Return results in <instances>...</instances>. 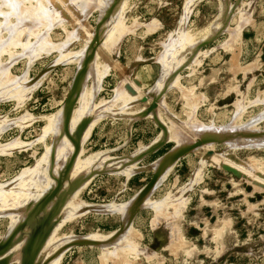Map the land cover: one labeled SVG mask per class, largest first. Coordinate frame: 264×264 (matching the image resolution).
Wrapping results in <instances>:
<instances>
[{
  "label": "rangeland",
  "instance_id": "rangeland-1",
  "mask_svg": "<svg viewBox=\"0 0 264 264\" xmlns=\"http://www.w3.org/2000/svg\"><path fill=\"white\" fill-rule=\"evenodd\" d=\"M36 1L38 7L33 0L30 8V2L22 5L32 11H49L54 5L40 29L33 26L29 34L28 26L17 25L18 13H11V23L17 21L13 29L21 28L17 34L22 36L11 33L14 41L0 34V39L12 40L8 49L0 46L5 48L0 50V74L5 71L0 78V243L13 233L12 242L0 253L3 259L29 235L27 223L23 228L14 223L26 201L45 187V166L52 165L54 175L63 162L51 152L58 137L52 128L45 132L46 118L66 105L78 70L73 60L92 41L104 14L98 0ZM19 2L18 7L23 1ZM126 5L121 16L105 18L110 26L96 47L98 66L81 86L85 88L80 93H88L84 105L77 96L71 108L82 113L77 116L89 117L77 148L82 150L78 160L84 162L83 170L98 169L103 164L99 161L108 157L109 162L118 160L123 172H89L93 174L85 182H75L68 190L74 181L67 182L74 154L61 178L65 186H59L68 190L64 203L81 190L70 203L71 208L75 203L76 212L68 208L49 249L45 241L61 216L59 207L47 212L44 224L49 223L43 224V235L31 246L38 247L33 264H264V0H129ZM3 6L1 11H6ZM41 31L46 40L38 34ZM35 35L52 46L47 49L43 40L38 45ZM176 35L193 42L205 39L186 54H177L185 62L177 69V59L163 63L170 47L167 40ZM59 44L64 50L57 51ZM32 47L40 50L34 48L35 54ZM152 98L158 108L147 115L144 109ZM63 123L64 118L62 127ZM61 135L69 142L63 129ZM197 139L203 140L198 150L183 152L172 162L164 160L171 149ZM28 170H34L37 181L20 193L18 184L11 189ZM153 173L156 181L144 188ZM32 211L34 230V215L40 219L44 212L36 206ZM20 252L4 264H18Z\"/></svg>",
  "mask_w": 264,
  "mask_h": 264
},
{
  "label": "bare ground",
  "instance_id": "bare-ground-1",
  "mask_svg": "<svg viewBox=\"0 0 264 264\" xmlns=\"http://www.w3.org/2000/svg\"><path fill=\"white\" fill-rule=\"evenodd\" d=\"M22 2L23 1V3H21V5H20V7L21 6H25V5H22V4H24V2H26V3H28V2H30L31 0H0V16H2L3 17V21L2 22H0V34L1 33H4V34H6L7 36H11V33H15V35L17 34V30L18 31H20L19 29H21V28H18L17 27V25H20L21 27H22V25H23V27H27L28 26V32H29V34H32L31 33V30L33 31V29H31L30 30V28H33V26H34V28H38V26H40V23H41V20L42 19H49V13H50V9H52L53 8V6H51L52 8H49V11H48V9H47V11H45L46 10V8H45V10L44 11H42V9L39 11H37V10H35V11H32V8H31V10L30 9H28V8H30L31 6H29V4H31V2L30 3H28V8H27V6H25L26 7V9H24L23 7H18V2ZM35 3H36V5H37V1L36 0H33ZM99 2H100V4L103 6H101L103 9H102V11H103V19L101 20V23L100 24H102V26L100 27V29H98L94 34H93V36H92V41L89 43V42H87L86 44H85V46H84V48L81 50V52L79 53V55L77 56V58H75L73 61L76 63V64H78L77 66V68H78V70L80 69V67L82 66V64H83V62H84V58L86 57V53L89 51V49H90V47H91V45L94 43L95 45H96V47L99 49L100 47L99 46H101L102 45V43H103V39H104V35L106 34V32H107V30H108V28H109V24H107V22H104V20H106L105 18L106 17H110V18H113L114 16H117V15H119V16H121V14H122V10H123V8H125L124 6L128 3V1L129 0H124V2H123V0H98ZM104 1V2H103ZM19 2V3H20ZM78 2V1H77ZM77 2H75L74 1V3L73 4H76ZM122 2H123V6L121 7L120 5L122 4ZM80 3H81V1H80ZM5 6V5H7V7L5 6V8L6 9H4V10H6V11H1V7L2 6ZM32 5V4H31ZM36 5H34L35 7H36ZM48 5V4H47ZM47 5H44V7L45 6H47ZM78 6H79V4H77ZM80 5H82V4H80ZM3 6V7H4ZM33 7V6H32ZM35 7H33V9L35 8ZM37 7H38V5H37ZM126 7H127V5H126ZM231 7V6H230ZM18 8H19V10H18ZM55 8V7H54ZM122 8V9H121ZM36 9V8H35ZM38 9V8H37ZM11 10V11H10ZM17 10H18V12H17ZM125 10V9H124ZM16 11V12H15ZM53 11H54V9H53ZM52 10H51V13L53 12ZM121 11V12H120ZM35 12V13H34ZM56 12V11H55ZM54 12V13H55ZM185 12V11H184ZM229 12H230V8L229 9H227V12H226V15H228L229 14ZM11 13H13V17L15 16L14 14L15 13H18L15 17V19H17V21H19L21 24H18L17 23V25H15V27H17L16 28V31H14L15 29H13L14 28V23H16L17 21L15 20V22L13 23V25H12V23H11V21H10V18H11V16L12 15H10ZM50 13V14H51ZM4 16H5V18H4ZM44 17V18H43ZM121 17H119V19H120ZM122 20V19H121ZM1 21V20H0ZM43 21V20H42ZM49 21V20H48ZM60 21V20H59ZM120 21V20H119ZM118 21V22H119ZM110 22V21H109ZM25 25V26H24ZM36 26V27H35ZM42 26V25H41ZM57 26V25H56ZM59 26V25H58ZM41 28V27H40ZM40 28H38V29H40ZM24 29V28H23ZM25 30V29H24ZM37 30V29H36ZM44 30V29H43ZM45 31V30H44ZM211 31V30H210ZM41 32H43V31H41ZM38 33V34H41V35H43L41 38H43L44 40H46L45 39V37H44V33L45 32H43V33ZM13 33V34H14ZM208 33V32H207ZM214 33V32H213ZM21 33H19V34H17L16 36H19V37H21L22 35H20ZM181 34V33H180ZM26 35V34H25ZM46 35V34H45ZM1 36H2V34H1ZM16 36H11L12 38V40H14L15 41V39H14V37H16ZM36 36V38H35V41H36V43H39L38 45H40V42L43 40V39H41V38H39V36L38 35H35ZM177 36V35H176ZM208 36H209V34L207 35V37H205V39H207L208 38ZM18 37V38H19ZM37 37H38V39H40V41L38 42V39H37ZM3 39H4V43H2L3 41V39H0V46H2L3 44L5 45H3L4 47H6V49H8V47H10V41H12V40H10L9 39V37H6V40H5V38H4V36L2 37ZM9 39V40H8ZM17 39V38H16ZM37 39V40H36ZM69 39V37L67 38V40ZM72 39V38H71ZM71 39H69L70 41H71ZM90 39V40H91ZM192 38L191 37H188L186 40L184 39V37H182V36H177V37H172V38H170L169 40H167V41H169V42H167L168 44H169V46L170 47H168L169 49L167 50V52L168 53H166L165 55H166V57H164V62L163 63H165V59H166V61L168 62V63H171V64H173V62H174V60H176L175 62H174V67H175V69H177L181 64H184V63H182V61L181 60H183V59H179V58H176L177 57V54H179V53H181V52H183L184 54H186L187 52H189V50H191L196 44H199V42H201L202 40H205L204 39V37H203V39H201L200 41L198 40L197 42L196 41H192L191 40ZM44 40L42 41V43L41 44H43L45 47L46 46H52V45H48L47 44V42H44ZM66 40V41H67ZM23 41V40H22ZM181 41V42H180ZM45 44H44V43ZM32 43V42H31ZM35 43V44H36ZM21 44V43H20ZM23 44H24V46H25V42H23ZM64 44H65V42H64ZM68 44H69V41H68ZM68 44H67V46H68ZM7 45H8V47H7ZM27 45H31L30 44V41H29V43L28 44H26V46ZM42 45V46H43ZM66 45V44H65ZM70 45V44H69ZM89 45V46H88ZM165 45V44H164ZM22 46V45H21ZM32 46H34V45H32ZM43 46V47H44ZM57 46H62L61 48H58L57 49V51L58 50H64L63 49V45L61 44H59V45H57ZM3 47V48H4ZM36 47H37V45H36ZM36 47H34V48H36ZM41 46H38V48H40ZM48 47H46L47 49H48ZM54 48L56 47V46H53ZM2 47H1V49L0 50H2L3 49ZM24 48V47H23ZM22 48V49H23ZM27 49L29 48L28 46L26 47ZM33 47L31 48L32 50L31 51H33L34 52V49ZM42 48V47H41ZM57 48V47H56ZM97 48L95 49V51H94V54H93V56H92V58H91V60H90V62L88 63V65H87V68H86V71H85V73L82 75V77L80 78V80H79V82H78V97H77V102H79V104L80 105H84V102L83 101H85V100H83V98H84V94H85V92L86 91H84V90H82V91H84V92H82V93H80L81 92V86L83 85V83H84V81H86L85 79H86V77H88L89 76V74L91 73L92 74V70L93 69H95V68H97V66H98V63H97V54H98V51H97ZM5 49V48H4ZM26 49V50H27ZM34 49V50H33ZM37 49V48H36ZM53 49V48H52ZM51 49V50H52ZM10 50V49H9ZM37 50H40V49H37ZM37 50H35V52L37 51ZM27 51H30V49L29 50H27ZM30 51V53L32 54V52ZM34 52V53H35ZM38 52V51H37ZM3 53V52H2ZM32 54L33 55V58L32 59H36L35 57H36V53L35 54ZM70 53V52H69ZM0 54H1V52H0ZM39 54V53H38ZM37 54V55H38ZM32 55H29V56H32ZM34 55H35V57H34ZM38 57V56H37ZM94 59H95V61H94ZM37 60V59H36ZM94 62V63H93ZM177 62V64H175ZM1 63V62H0ZM93 64V65H92ZM163 65V64H162ZM170 66V65H169ZM0 67H1V65H0ZM1 69V68H0ZM174 69V70H175ZM88 70V71H87ZM172 70V69H171ZM1 71V70H0ZM3 71V70H2ZM87 72V73H86ZM4 73V74H3ZM3 73L2 74H0V78H2V76L3 75H5V71H3ZM93 75H90L89 77H92ZM89 79V78H88ZM38 82V81H37ZM39 83H40V81H39ZM85 85H86V83H85ZM35 86H37V85H35ZM35 86H34V88H35ZM84 86V85H83ZM26 87L27 88H30V90L32 89V87H30V85H26ZM90 87V86H89ZM26 88V89H27ZM85 88V87H84ZM84 88H82V89H84ZM157 88V90H158V87H156ZM30 90H27L28 92L30 91ZM86 90V89H85ZM161 92V91H160ZM159 92V93H160ZM87 93V92H86ZM24 94H27L26 93V91H25V93ZM88 94V93H87ZM158 94V93H157ZM87 96V95H86ZM89 96V95H88ZM91 96H89V98H90ZM86 98H88V97H86ZM147 98H149V97H147ZM150 99V98H149ZM86 102H87V100H86ZM143 103L144 102H147V99H145L144 101H142ZM156 102H157V100H156ZM89 103V102H88ZM130 103V102H129ZM78 104V105H79ZM86 106H87V104H85ZM79 108V107H78ZM77 108V109H78ZM156 108H158V103H157V105H156ZM155 108V109H156ZM79 109H82V106L79 108ZM84 109H86V108H84ZM155 109H152L149 113H151L153 110H155ZM67 105H65V106H63L62 107V109L60 110H58L57 112H55V114H53L50 118H46V120L48 121V124H46L45 126V128H44V130H45V132L48 130V128H52V132L54 133V136H57L58 138H57V140L55 141V143L53 144V146H52V148H51V152H54L55 154H57L58 153V156H57V158L56 159H58V157H59V159H60V162H62L61 163V165L60 166H58L57 168H59V169H56L54 172H52V173H54V175H52V174H50V169H52L51 167H52V165H51V167H50V164H48L47 165V161H45V163H46V165L47 166H45V170H47V172H46V174H45V180H44V182H46V185L44 184L43 185V189H41L40 187V189H41V191H39V188H38V191H39V193H37V196H36V198H34L33 200L32 199H29L28 201H30L29 203L26 201V203L27 204H25V207H24V209H23V213L20 215V218L18 219V221H17V223L15 222L14 224H16V226L19 224V223H22V228H23V226H24V224H28V227H29V235H28V237H24V240H23V243H22V245L23 246H16V247H14L13 248V246H12V249H8L7 251V254H4L2 257H4L5 259H8L10 256H12L13 257V255H15L14 254V252L15 251H17V253H18V255H19V252H20V250L22 251V252H20V258H21V260H19V259H17L18 260V264H21V262H22V258H23V256H24V258H26L25 257V254H24V247H25V245L26 244H24L25 243V241L26 240H28V239H30L31 237H32V235L34 236V235H36L35 236V238L33 239L32 238V241H33V244H31V246H34L35 244V241L37 242L39 239V235L40 236H42L43 235V231H41V227L43 226V224H44V222H45V220H44V218H45V216H46V214H47V212H49L50 210H51V208H54V206L55 207H59L60 209H59V211H56L57 212V215L60 217V219L58 220V223L56 224V227L54 228V231L52 232V235H51V237H49V239L47 240V241H45L46 242V244H44V247L45 248H48L47 247V245L48 244H52L53 242L52 241H55V239L53 238L54 236H56L57 234H55L56 232H57V230H59V228L61 227V225H62V221H63V219L65 220V217L67 216L66 215V213L68 212V210L70 209L71 211L73 210L72 208H73V205L75 204H73L72 205V208L70 207L71 205H70V203L76 198V196H78V191H81V190H78V191H76L75 193H74V191H73V195L72 196H69L67 199H66V201H65V203H64V201H62V200H65V196H66V192L69 190V189H71L72 187H73V185L75 184V182H81V184L83 183V182H85V179L87 178V177H89L90 176V174L92 175L93 173H90V174H88L89 172H98V171H105V170H107V171H109V169H112L113 168V170H112V173H122L123 172V168L122 169H120L119 170V165H118V160L115 162V160L114 161H112V162H109V160L111 159V158H108V157H105V158H102L99 162L101 163H103L102 164V166H100L98 169H91V170H89V171H87V172H85V170H83V169H85L84 167V165H83V163H81V161H79L78 159H79V156L81 155V153H82V150H80V153H79V149H78V151L76 152V155H75V160H74V162H72V164L70 165L71 166V169H70V171H69V176H67V182H70V181H73L72 182V184H69L68 186H67V188H68V190L67 191H65V190H62V188H61V186H59V188L57 189V191L54 193V195H52V196H50V195H48L47 196V198H46V201H42V197H43V195H45L50 189H52L55 185H56V180H57V178L60 176V174H59V171L60 170H62V169H65V166L67 165V163H68V161L71 159V157H72V154H73V152H74V143L69 139V142L65 139L66 137H64L63 135H61V131H62V129L64 130V123H63V127H62V118H64L65 119V116H66V113H67ZM87 110V109H86ZM77 111V110H76ZM80 111V110H79ZM83 111V110H82ZM75 110H74V108L70 111V119H69V123L67 124V127H66V132L68 133V134H70V136H72L73 138H74V130L78 127V125L80 124V123H82L83 121H86V122H89V121H87L86 119H89V117H87V116H85V115H82V116H77V113H79V114H82L81 112H77L76 113V115H75ZM149 113L147 114V115H149ZM111 114V113H110ZM159 115V114H158ZM63 116V117H62ZM159 117V120H161V118H160V115L158 116ZM27 118V117H26ZM19 121V120H18ZM161 122H163L162 120H161ZM91 125H93V124H91ZM245 128V127H244ZM69 129H70V132H69ZM90 129L91 128H89L88 127V129H86L83 133V137H82V142H81V144L83 143V141L86 139V137L88 136V134H89V131H90ZM206 129H208V128H205V130ZM50 130V129H49ZM43 131V130H42ZM51 132V131H50ZM45 134V133H44ZM46 135V134H45ZM56 138V137H55ZM260 138V137H259ZM252 139H254V138H252ZM258 139V138H257ZM70 143V144H69ZM232 144V143H231ZM249 144V143H248ZM202 145V143L200 144V145H198V146H196L195 148H193V150H198V148L200 147ZM264 145V144H263ZM247 146V145H246ZM248 146H250V145H248ZM80 147V146H79ZM236 147V146H235ZM255 147V146H254ZM262 147V146H261ZM251 148H253L252 146H251ZM257 148H259V146L257 147ZM48 149V148H47ZM56 150V151H55ZM191 151V150H190ZM50 151L48 150V153H49ZM50 152V156H52V154L53 153H51ZM47 153V155H49ZM78 153H79V155H78ZM46 155V154H45ZM61 155H62V157H61ZM77 155H78V157H77ZM182 155V154H181ZM50 156H49V158H50ZM55 156V155H54ZM54 156H53V159H54ZM97 156V155H96ZM99 156V155H98ZM97 156V157H98ZM47 157V160H48V156H46ZM101 157V156H100ZM77 158V159H76ZM90 158V157H89ZM93 158V157H92ZM55 159V160H56ZM95 159H97V158H94L93 160L95 161ZM89 160V159H88ZM38 161H40V160H38ZM51 161V160H50ZM49 161V162H50ZM56 161H58V160H56ZM73 161V160H72ZM76 161V162H75ZM43 162V161H42ZM54 162V161H53ZM88 162V161H87ZM90 162V161H89ZM113 162H115V163H113ZM55 163V162H54ZM54 163H52L53 164V166H54V168H55V166H57V162H56V165H54ZM58 163H59V161H58ZM97 163V162H96ZM89 164V163H88ZM87 165V164H86ZM105 165H107V167L105 168ZM118 165V166H117ZM122 165V164H121ZM43 166V165H42ZM74 166V167H73ZM162 167V166H161ZM53 168V169H54ZM87 168H89V167H87ZM86 168V169H87ZM92 168V167H91ZM156 168H157V166H156ZM154 169V170H157V169ZM69 169V164H68V167H67V169H65L64 170V173L67 171ZM129 169V168H128ZM134 169V172H135V170H137V167H132V170ZM131 170V171H132ZM162 170V169H161ZM37 171V170H36ZM40 171V170H39ZM42 171V170H41ZM29 172V175H27L26 176V174ZM34 172V170L33 171H31V170H28V171H26L25 172V174H23L22 176H21V178H20V180L18 181V183H15V184H13L12 185V188L11 187H9V188H11V189H13L14 187H15V185H17L18 184V193H20V192H23V190H24V187L25 186H28V184L30 185V183L32 182V180H34L35 182L37 181V180H35V179H38V178H35V179H33V175H32V173ZM84 172V173H83ZM110 172V171H109ZM45 173V172H44ZM33 174H35V173H33ZM59 174V175H58ZM85 174H88V175H86V176H84ZM159 174V173H158ZM25 175V176H24ZM39 175V174H38ZM64 176V175H63ZM82 176V177H81ZM161 175H159V177H160ZM35 177H37V176H35ZM78 177H80V178H78ZM84 177V178H83ZM40 178H41V176H40ZM40 178H39V180H40ZM77 178V179H76ZM83 178V180H81ZM156 178H157V176H156ZM42 179V178H41ZM76 179V180H75ZM64 180H66V179H64ZM63 180V181H64ZM41 181V180H40ZM40 181H38V182H40ZM66 182V183H67ZM65 183V184H66ZM33 184H35V185H37V183H33ZM39 184V183H38ZM153 184V183H152ZM157 184H159V182L157 183ZM35 185H34V187H35ZM60 185H62V184H60ZM84 185H86V183H84ZM31 186H33V185H31ZM62 186H65V185H62ZM77 186H79V184L78 185H76L74 188H76ZM42 187V186H41ZM9 188H8V190H9ZM60 188H61V190H60ZM66 188V189H67ZM73 188V189H74ZM83 188V187H82ZM10 189V190H11ZM72 189V190H73ZM9 190V191H10ZM60 190V191H59ZM65 191V192H64ZM71 191V190H70ZM69 191V192H70ZM25 192H26V190H25ZM68 193V192H67ZM11 194H12V191H11ZM24 194V193H23ZM23 194H22V196H23ZM70 194V193H69ZM149 195V194H148ZM21 196V195H20ZM15 198H16V196H14ZM30 198H33V197H30ZM17 199V198H16ZM32 200V201H31ZM61 200V201H60ZM17 201H19V200H17ZM55 201V202H54ZM60 201V202H59ZM62 202V203H61ZM132 203V202H131ZM147 203V202H146ZM61 204V205H60ZM66 204V205H65ZM19 205V204H18ZM28 205H30L27 209H26V207L28 206ZM64 205H65V207H64ZM24 206V205H23ZM36 206V209H38L40 212H44V214L41 216V218L40 219H38V217L39 216H37V214H35L34 216H35V219H36V222H37V225L35 226L36 228L33 230V227H34V224H33V221H31V217H32V213H33V208ZM149 206H151V205H149ZM70 207V208H69ZM117 207V206H116ZM69 208V209H68ZM18 209V208H17ZM95 209V208H94ZM54 210H55V208H54ZM70 211V212H71ZM91 211H93L92 210V208H91ZM27 212V213H26ZM55 212V213H56ZM59 212H61V213H59ZM72 212H76V211H72ZM81 213V212H80ZM71 214V213H70ZM82 214V213H81ZM23 215H25V218H23ZM57 215H55V216H57ZM55 216H53V218H51V219H53L54 220V218H55ZM73 216V215H72ZM71 216V217H72ZM70 217V218H71ZM124 217V216H123ZM12 218V217H11ZM125 218V217H124ZM51 219H49V221H51ZM67 219V218H66ZM23 220V221H22ZM52 220V221H53ZM22 221V222H21ZM34 222H35V220H34ZM49 222H46V224H48ZM13 224V226H15ZM46 224H44V225H46ZM15 226V227H16ZM18 231H21V230H18ZM41 231V232H40ZM25 234V233H24ZM23 234V236H25ZM55 234V235H54ZM120 237V236H119ZM72 238V237H71ZM57 239V238H56ZM86 239V238H85ZM118 239V238H117ZM116 239V240H117ZM121 240V239H120ZM120 240L118 239L116 242H120ZM68 241V240H67ZM52 242V243H51ZM69 243H70V241H68ZM114 243V242H113ZM54 244V243H53ZM52 244V245H53ZM42 248L43 250L41 251V252H39L40 254H42V252L43 251H45V248ZM49 248H51V246L49 247ZM48 248V249H49ZM67 249V248H66ZM18 250H19V252H18ZM38 253V256L40 255ZM49 253V252H48ZM24 254V255H23ZM30 254H32V251L30 252ZM47 254V253H46ZM17 255V256H18ZM38 256L36 257V258H38ZM45 256V255H44ZM58 256V255H57ZM56 258H58V257H56ZM0 259H1V257H0ZM3 259V258H2ZM54 259V258H53ZM55 260V259H54ZM9 261V260H8ZM12 261V260H11ZM13 262H15V261H13ZM49 262V261H48Z\"/></svg>",
  "mask_w": 264,
  "mask_h": 264
},
{
  "label": "water",
  "instance_id": "water-1",
  "mask_svg": "<svg viewBox=\"0 0 264 264\" xmlns=\"http://www.w3.org/2000/svg\"><path fill=\"white\" fill-rule=\"evenodd\" d=\"M97 27H98V23L96 24L95 28H97ZM95 48H96V45L93 43L91 45L89 51L86 53V57L84 58V62L82 64V66L80 67L79 70L75 71L74 76L72 78L71 85H70L69 94H68L67 100L65 102V104L67 105V110H66L67 113H66V116L64 119V132H65L66 136L68 137V139H70L74 143V152L72 154L71 159L68 161L65 169H67L68 164H70L72 162V160L74 158V154H76V151L78 148V140L80 138V133H81L82 129L84 128V126L86 125V121H83L81 124H79L75 130V134H74V138H73L72 136H70V134H68L66 132V127H67V123H68V116L70 114L72 104H73L74 100L76 99V97L78 96V82H79L80 78L82 77V75L85 73L87 65L90 62V60L94 54ZM144 100H145V97H143L141 99V101H144ZM156 105H157L156 98H152L150 100V103L147 105V107H145L144 112L146 114H148L152 109L156 108ZM157 124L161 127L162 131L165 133L164 126L159 121H157ZM201 143H203V140L197 139V140L191 142L187 146L173 148V149H171V151L168 153V155L166 156V158L164 160H170V162H172L175 158H177L183 152L190 151L193 148H195L196 146L200 145ZM63 175H64V170L62 173H60V176L57 178L56 185L52 189H50L41 198L42 201H46V198L48 195H50V196L54 195V193L59 188L61 178L63 177ZM155 181H156V175L153 173L151 178L149 179V181L144 185V188H149L150 186H152V183ZM12 235H13V233H10L0 243V253L4 252L5 249L8 248L9 243L12 242ZM32 238L26 240L24 243L26 245L24 247L23 252H24L26 258H24V256H23L21 264H33V260L35 257L34 255L38 252V247H37V245L33 248L31 247V244H33ZM82 242H85V241H82ZM31 251H32V254H30ZM5 262H6L5 259H2V258L0 259V264H4Z\"/></svg>",
  "mask_w": 264,
  "mask_h": 264
},
{
  "label": "crops",
  "instance_id": "crops-1",
  "mask_svg": "<svg viewBox=\"0 0 264 264\" xmlns=\"http://www.w3.org/2000/svg\"><path fill=\"white\" fill-rule=\"evenodd\" d=\"M114 27V26H113ZM113 27H112V29H113ZM108 31V30H107ZM193 151H195V150H193Z\"/></svg>",
  "mask_w": 264,
  "mask_h": 264
}]
</instances>
